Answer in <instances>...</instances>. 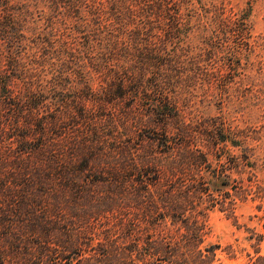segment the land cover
I'll list each match as a JSON object with an SVG mask.
<instances>
[{
  "label": "rangeland",
  "instance_id": "obj_1",
  "mask_svg": "<svg viewBox=\"0 0 264 264\" xmlns=\"http://www.w3.org/2000/svg\"><path fill=\"white\" fill-rule=\"evenodd\" d=\"M114 2H119L121 14L132 11L135 16L114 21ZM81 4L82 12L73 17L65 13L70 11L66 2L60 10L50 0L10 3L12 9L8 12L16 29L11 42L24 54L29 72L35 73L36 77L27 81L40 84L39 88L33 86L29 95L37 94L42 103L37 110L26 111L25 118L32 123L31 134L39 123L46 128L48 146L44 157L32 158L26 174L31 179L36 164V169L51 176V182L34 191L42 203L33 214L42 220L31 219V215L20 219L11 215L9 220L1 217L0 209V222H15L13 234H18L22 248L27 250L26 256L15 258L14 235L5 236L8 224H1L0 256L5 258L4 264H35L38 256L39 264H82L104 248L106 237L121 248L131 244L124 239V229L133 225L138 214L136 205H126L122 200L111 203L112 195L106 186L87 191L86 182L95 178L92 173L84 171L76 177L79 191L75 192L74 187L65 198L58 192V172L66 166L65 162H58V145H64L66 152L79 154L74 158L77 169L86 165L80 148L83 144L90 146L88 139L71 130L72 115L62 117L58 113L68 105L82 106L86 122L95 121L104 130L110 128L104 119L111 114L113 121H117L114 138L101 139L99 161L92 163L93 168L106 171L110 166H118L115 160L120 157H111L123 148H127L125 159L130 158L129 162L147 161L154 155L162 180L149 188L151 193H174L176 197L179 193L188 194L183 212L176 214L182 215L186 224L203 226L200 247L216 246L211 264H264V0H87ZM22 5L26 13H21ZM164 13L175 17L181 34H171L173 28L166 27ZM4 14L2 7L0 18ZM94 21L96 25H92ZM135 35L143 40L140 44L154 50L155 56L177 58L184 75L190 77L176 91H169L167 86L162 91L150 90L144 84L150 101H163V92L169 94L185 127L186 143L174 145L181 142V133L177 131L180 126L169 123L168 134L174 148L169 154L165 148L150 144L152 140L147 138L153 135L151 128L136 125L137 118L149 120L144 110L148 99L139 96L134 113L125 119L123 127L118 120L123 115L121 107L129 100L102 107L100 92L105 77L110 76L111 65H97L96 61L106 54L101 47L110 40L122 43V38ZM87 38L90 45L82 48ZM4 46L6 40H1L3 74L18 76L15 68L5 66L1 52ZM33 62L36 64L32 65ZM136 66L139 68V64ZM133 72L137 73V69ZM19 77L21 80L12 85V94L26 110L28 106L21 93L26 91V80L23 75ZM78 127L81 130L85 126L81 123ZM20 150L17 139L0 136V181L11 177L10 166L14 168ZM62 156L68 161L67 155ZM5 158L8 159L4 161ZM146 165L147 162L143 167ZM125 187L131 190V186ZM119 222H123L120 230ZM177 228L168 217L159 228L162 232L152 236V243L156 246L159 238L166 239L168 231Z\"/></svg>",
  "mask_w": 264,
  "mask_h": 264
},
{
  "label": "trees",
  "instance_id": "obj_2",
  "mask_svg": "<svg viewBox=\"0 0 264 264\" xmlns=\"http://www.w3.org/2000/svg\"><path fill=\"white\" fill-rule=\"evenodd\" d=\"M11 1L12 0H0V8H5V14L0 18V41L6 40V46L3 47L1 52L2 54L4 53L5 66L7 65L10 68H15V71L18 72V76L3 74V69L0 67V136L2 139H17L21 146V150L19 152L20 157L13 162L14 168L10 166L11 177L0 181V209L3 213L1 217H9L10 220L11 215L17 216V219L21 217L28 218L31 215V219L42 220L43 218L36 217L33 214L35 207L42 203L41 200H39L40 196H38V192L34 194V191L37 187L44 189V187L50 185L51 176L47 175V173L40 168L36 169L35 166L38 165L35 164L32 178L29 179L26 174V169L27 166L30 168L32 158L35 157L39 159L40 156H45L48 147L45 141L46 128L39 123V128L33 130V134H31L32 132H30V129H32V123L27 122L25 118L26 111L37 110L42 103L40 96H36L37 94L32 97L29 95V91L32 87L36 85L39 88L40 84L38 81L34 82V80L29 82L32 77H36L34 76L35 73L32 74L29 72V64L26 65L24 54L21 53L18 48H16V50L11 42L12 36L16 31V29H14V22L11 20L13 16L10 18L11 14L8 12L12 9L10 5ZM86 1L87 0H50L51 4L55 6L54 8H58V10L64 7L66 2L68 6L67 9L70 11L65 13L73 17H78L80 15L82 12L81 3ZM117 3L119 2H114L111 5V10L113 11L111 17L114 21L122 22L123 20L130 19L129 17L131 15L135 16V14H132V11H127V14H121L122 10H119L121 6H117ZM122 3L123 2H121V4ZM160 8L161 6L158 5L156 9L159 11ZM21 11V13H26L24 5L21 6ZM177 12L178 10H176V13ZM162 17L167 20L166 27L173 28L171 32L172 35L181 34L179 24H177V22L175 24L176 19L174 20V16H168L164 13ZM92 25H96V22L94 21ZM100 32H104V30ZM134 34H139V32H134ZM136 36L137 35L132 38L131 36L122 38V43L110 40L109 43L103 44L102 47L100 46L101 49L106 50V54L103 56V59L101 58L96 61L97 65L102 62L110 63L111 65L108 68L110 76L105 77L104 86L100 92L103 99L102 107L110 103H114L113 106H115L117 102L129 100L128 103L121 107L122 111H120L123 115H121V120L118 121L123 127L125 123H127L125 119H128L134 113V105L136 101L139 100V96L148 99L149 102L144 110L149 114V120L146 122L142 120V117L137 118L136 125L143 124L147 126V128H151L153 135L147 138L152 140L150 144H156L159 147L165 148V153L169 154L174 151L173 142L170 140L168 134L169 123L173 122L180 126L177 131L181 133V142L179 144L174 143V145L180 146L186 143L185 127L183 123H181L175 103L171 102L169 94L163 92L166 93L163 101H150V92L145 89L144 84L147 83L150 90L151 88H155L162 91L163 87L167 86L169 91L170 89L176 91L177 88H180L183 80H190V77L184 75L183 69L178 66L179 63L176 61L177 58L169 59L162 56H155L153 54L154 50L146 45L140 44L143 40L136 38ZM89 45L90 39L87 38L81 47L86 48L89 47ZM46 55H48V50H45L44 56ZM1 58L2 57H0V66L3 63ZM34 64L36 63L33 62L32 65ZM137 64H139V68L136 66ZM134 68L137 69V73L135 74L133 72ZM148 74L151 76L148 77ZM21 75H23V78H25L24 80H26L24 82L26 85L24 89H26V91H21L28 106L26 110L22 108L19 100L12 94V85L17 84L19 80H21V77H19ZM27 79L29 81H27ZM142 87L143 89H141ZM86 89L91 91V88ZM58 113L62 117L63 115H72L70 121H74L70 125L73 127L71 130H74L75 134H82V138L84 136L85 139L89 140L90 144V146L83 144V148L79 150L80 154L84 152L82 158L86 165L83 169L75 168L74 158L79 155L78 153H76L78 154L76 155L74 152H66L64 145H58L61 150V152H59L60 154L58 153V162L62 161L66 163V166L58 172V192L62 198H65V194L72 191L74 187H76L75 192L80 190V187L77 185L78 180H76V177L86 171L92 173L95 177L93 180L90 179L89 183L85 181L86 185H88L87 191L92 192L93 188L106 186L112 195V197H110L111 203L122 200L126 205L133 206V204H135V208L138 210L133 225L131 227L126 226L124 229V239L130 240L131 244L121 248L115 244L116 242L106 237L107 244L104 248L97 250L96 256L93 259H86L82 264H211L215 257L216 246L200 247L203 241L201 238L204 231L203 226L199 227V225L194 226L186 224L185 221L182 222L181 220L183 216L176 214L177 211L183 212L188 194L181 195L179 193L178 197H176L174 193H151L149 188L159 185L162 180L159 173L157 174L156 167L158 165L156 164L157 159L154 155L147 161L137 162L135 159H132L129 162L128 160L130 158L125 159V149L127 148H123L124 150L118 152L120 154L116 153L111 157L112 159L117 156L120 157L115 160L118 166H110L106 171L98 167L93 168L92 163L95 165V162L97 160L99 161L98 155L101 152V139H110L115 136L117 121H113L114 114H111L112 116L107 118L108 120L103 118L104 123L107 121V125L110 127L108 130H104L100 128L97 122L91 119L92 123L86 122L85 109H83L82 106L79 108L69 105L64 106L62 109L58 110ZM81 123L85 127L79 130L77 125ZM59 139L62 138L59 136ZM73 140H76V135ZM73 143H75V141L72 142V144ZM61 154L67 155L68 161L62 159L64 157ZM6 159L8 158L3 160L5 161ZM145 162H147V165L143 167ZM87 166L89 168H87ZM127 185L131 186V190L130 187H125ZM39 192H41V190H39ZM41 195H43V193ZM16 197L18 200L17 203H15ZM168 217L172 225L175 226V224H177L178 228L176 231L169 230L167 233L168 237L166 239L159 238L155 246L151 241L152 236L162 232L159 228ZM5 222L8 224L6 228L9 229V232L5 231V236L7 233L8 235L11 233L16 240V243L13 242L15 258L26 256L27 250L25 251L23 249L24 247L22 248L23 244L20 237H18L17 233L13 234L16 226V224H14L15 222L3 221V223L0 222V225L4 224L5 226ZM182 223L185 225H182ZM122 226L123 222H119V230ZM68 237L71 239L72 236ZM143 244L146 245V247H144ZM149 250L153 252L147 254ZM160 254H164L162 258ZM153 257H155V260ZM156 257H159V259H156ZM40 259L41 257L38 256L35 260V264H39L38 262ZM4 261L5 258L0 256V264H4Z\"/></svg>",
  "mask_w": 264,
  "mask_h": 264
}]
</instances>
